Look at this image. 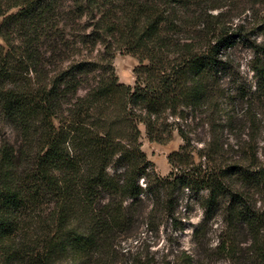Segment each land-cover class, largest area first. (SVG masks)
Segmentation results:
<instances>
[{
    "label": "trees",
    "instance_id": "16d2710c",
    "mask_svg": "<svg viewBox=\"0 0 264 264\" xmlns=\"http://www.w3.org/2000/svg\"><path fill=\"white\" fill-rule=\"evenodd\" d=\"M0 17V264H117L118 239L139 216L181 229L185 190L203 209L199 241L219 214L217 246L246 242L244 260L264 264V209L250 192L264 163L244 152L248 162L203 164L187 144L161 177L140 148V126L151 140L173 130L186 140L179 120L229 115L223 81L237 44L254 79L237 98L264 104V0H0ZM116 51L139 60L132 85L118 79ZM177 261L192 257L130 264Z\"/></svg>",
    "mask_w": 264,
    "mask_h": 264
},
{
    "label": "rangeland",
    "instance_id": "374dc122",
    "mask_svg": "<svg viewBox=\"0 0 264 264\" xmlns=\"http://www.w3.org/2000/svg\"><path fill=\"white\" fill-rule=\"evenodd\" d=\"M256 39L260 40L261 37L258 36ZM230 57L232 68L227 74L228 77H225L223 86L231 100L227 105L225 104L229 112L227 116L232 117L231 123H228L224 113L203 109L196 111L186 120L178 119V124L188 137L186 140L178 134L177 130H173L169 139L160 142L151 140L145 134L143 126H140V148L146 154L157 175L161 177L168 175L171 169L168 161L169 154L178 151L181 145L187 144L188 149L194 153L195 161L203 162V164L207 160H210L207 164L213 163V160H216L217 164L233 160L248 162L243 158L244 152L245 155L249 154L256 163H264V104L253 105L247 102L246 97L237 98L236 93L238 84L246 90L254 84L252 71L249 69L251 53L244 45L237 44L230 49ZM112 63L119 81L132 85L135 80L133 69L139 64L138 58L116 51ZM255 110L257 115L250 125L247 114ZM171 120L174 119L170 117L169 121ZM213 144L218 145L217 154L214 157L210 154V158L206 159L203 154L211 152ZM139 183L145 184L142 179ZM250 192L256 206L264 209V181L258 187L252 188ZM149 207L150 205L147 209ZM175 217L176 223H181V229H175L171 219L162 218L159 215L155 217L153 223L139 216L132 228L118 239L117 264H130L135 256L142 258L146 256L155 261H172L182 251L192 257L189 264H248L244 260L246 242H240L233 253H230L227 247L217 246L223 233V223L219 214L199 227L200 241L199 236L195 237L194 229L201 224L203 209L187 190L179 193Z\"/></svg>",
    "mask_w": 264,
    "mask_h": 264
}]
</instances>
